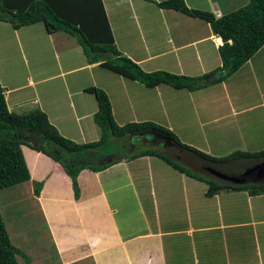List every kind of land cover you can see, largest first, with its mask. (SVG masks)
<instances>
[{
  "label": "crops",
  "instance_id": "crops-1",
  "mask_svg": "<svg viewBox=\"0 0 264 264\" xmlns=\"http://www.w3.org/2000/svg\"><path fill=\"white\" fill-rule=\"evenodd\" d=\"M101 1L117 49L145 71L198 76L220 66L222 39L208 22L154 3L162 0ZM184 1L216 17L248 2ZM41 23L0 27L13 34L10 42L3 41L7 51L0 57L9 111L37 107L61 135L76 142L97 140V103L86 90L94 86L106 93L117 125L153 122L188 146L158 132L114 139L118 150L127 151H106L105 161H119L99 170L82 169L75 197L61 164L21 145L30 178L12 186L11 193L25 194L38 214L55 264H264V193L206 192L208 181H223L226 173H237L235 182L264 180V157L244 160L234 170L233 162L220 166L194 151L223 157L264 149V84L254 92L229 85L233 75L242 83L246 68L249 75L261 76L257 71L264 66L258 68L253 59L264 61L258 55L264 45L220 83L192 91L167 84L144 88L98 62L87 63L75 40L61 32L52 36ZM234 144L239 148L222 151ZM146 149L159 156L133 157ZM35 181L41 182L39 195L33 191Z\"/></svg>",
  "mask_w": 264,
  "mask_h": 264
},
{
  "label": "trees",
  "instance_id": "trees-1",
  "mask_svg": "<svg viewBox=\"0 0 264 264\" xmlns=\"http://www.w3.org/2000/svg\"><path fill=\"white\" fill-rule=\"evenodd\" d=\"M154 3L160 8L174 9L208 22L213 33L222 39V44L218 47L220 66L198 76L176 74L161 69L145 71L117 49L101 0H0V21H8L14 27L42 22L48 33L61 31L73 36L81 46L87 63L98 62L102 67L147 87L168 84L190 91L220 83L264 45V0H248L246 4L219 17L210 11L191 8L184 0H162ZM86 90L95 96L97 103L93 120L99 129V137L93 141L76 142L61 135L40 108L36 107L23 113L9 111L4 89L0 84V189L30 178L21 145L43 152L61 164L71 179L75 197L79 194L77 175L82 169L99 170L119 161V158L105 161L104 157V147L114 139L131 134L147 138L150 133L158 132L165 134L176 144L188 148L182 145L172 132L153 122L117 125L113 120L106 93L94 86ZM194 151L205 160L220 166L264 157V149L257 152L233 151L223 157H212ZM150 154L158 155L154 150L146 149L133 157ZM208 184V194L221 190L264 193V180L243 183L210 180ZM40 190L41 182H33L34 194L39 195ZM18 254L28 262V257L11 242L0 211V264H18Z\"/></svg>",
  "mask_w": 264,
  "mask_h": 264
},
{
  "label": "rangeland",
  "instance_id": "rangeland-1",
  "mask_svg": "<svg viewBox=\"0 0 264 264\" xmlns=\"http://www.w3.org/2000/svg\"><path fill=\"white\" fill-rule=\"evenodd\" d=\"M5 24L8 25L9 22L0 21V27L5 26ZM59 32L61 31L54 32L52 36L58 37L60 34ZM61 33H64V32H61ZM64 34L65 36L68 35L71 37V39L75 40L73 36L66 34V33ZM12 37H13V34L11 35V30L6 31L4 29H0V57L2 53L6 54V51H7L2 47L3 41L10 42L12 40ZM76 51H78L76 55H81L80 49ZM258 55L264 56V49H262L261 53L259 52ZM259 60H260L259 57H257V60L253 59V64H257L258 68H260L261 66H264V61L263 60L259 61ZM247 71L248 69L246 68L244 69L242 73V76H243V79L241 80L242 83L239 84V81L235 80L237 77L233 75V77H231L232 83H229V85L230 84L231 85L235 84L236 86L240 85L239 88H245L247 91L250 90L254 92L255 87L261 86V83L264 84V78H263L264 71L258 69L257 72L258 74H261V76L256 75L254 77L249 75L248 73L249 71L248 72ZM126 79L131 80L129 78H126ZM234 86L232 87V89L236 88V86L235 87ZM144 88H146L145 85H144ZM89 122L93 126L94 123L91 119L89 120ZM228 135L235 136V134L234 135L227 134V136ZM215 139L217 138L215 137ZM210 140H212V138H210ZM256 147H259V144H257ZM234 148H239V146L234 144L232 147L228 148L227 150H222V151H225L224 153H227V152L229 153L231 149H234ZM122 149L120 150L119 148L118 150V144L113 142L112 140L111 142L107 143V145L104 147L103 150H106L109 153L114 152L115 154L119 153L120 151L121 153L122 152L125 153L127 151L125 150L126 148H122ZM157 149L158 151H161L159 148ZM220 153L222 152L220 151ZM233 164L236 165L233 168L234 170H239V167H241V164H239V162L233 163ZM246 164L247 162H245L244 165ZM227 174L228 173H226L225 178H221V179H224L223 181H225V179L229 180V182L236 181L235 179H237V175H238L237 173L234 172L233 174H231V177L229 176V174L228 175ZM11 188L12 186L0 189V211L3 217V221L5 223V226L7 227L9 231V235H10V239L12 243L16 245L21 250V252L28 257V262L30 264H32V262L35 263L37 259L39 260L42 259L41 260L42 264H55V257L53 255V250L50 246L49 240L46 237L45 233L40 229V220H39L38 214L35 211H33V208L31 207L29 200L25 197V194H23L22 196L14 195V193L12 194L11 192L12 190H15V189H11ZM16 199H17V202L15 201ZM23 236H26L25 240L23 239ZM17 262L18 264H29L28 262L24 261L23 257L19 254L17 255Z\"/></svg>",
  "mask_w": 264,
  "mask_h": 264
}]
</instances>
